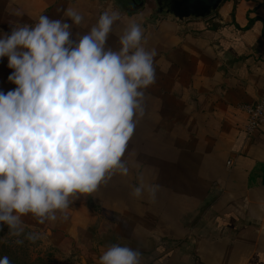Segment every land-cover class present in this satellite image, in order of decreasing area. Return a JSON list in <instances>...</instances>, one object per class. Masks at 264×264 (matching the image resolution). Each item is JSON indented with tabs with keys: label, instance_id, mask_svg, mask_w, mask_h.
Returning a JSON list of instances; mask_svg holds the SVG:
<instances>
[{
	"label": "crops",
	"instance_id": "0c3cea01",
	"mask_svg": "<svg viewBox=\"0 0 264 264\" xmlns=\"http://www.w3.org/2000/svg\"><path fill=\"white\" fill-rule=\"evenodd\" d=\"M160 16L187 29L161 49V127L135 130L144 154L127 182L38 227L52 264H98L112 244L138 249L140 264H264V125L247 133L241 108L264 99V0H225L208 20ZM140 177L159 186L154 202L130 195Z\"/></svg>",
	"mask_w": 264,
	"mask_h": 264
},
{
	"label": "clouds",
	"instance_id": "9594fccd",
	"mask_svg": "<svg viewBox=\"0 0 264 264\" xmlns=\"http://www.w3.org/2000/svg\"><path fill=\"white\" fill-rule=\"evenodd\" d=\"M83 20L69 7L63 18L41 14L34 24L0 31V60L7 58V80L15 85L0 90V231L16 237L25 233L24 217L40 224L67 219L76 198L130 171L125 154L145 115L157 52L145 46L135 20L109 45L120 20L115 11L73 34ZM158 190L140 177L130 195L154 202ZM140 258L138 249L112 244L98 264H140ZM0 264H11L8 256Z\"/></svg>",
	"mask_w": 264,
	"mask_h": 264
},
{
	"label": "rangeland",
	"instance_id": "374dc122",
	"mask_svg": "<svg viewBox=\"0 0 264 264\" xmlns=\"http://www.w3.org/2000/svg\"><path fill=\"white\" fill-rule=\"evenodd\" d=\"M74 8L77 10L83 17V23L79 26L73 28V34L86 33L90 27L96 23L97 18L105 10L115 11L119 14L120 20L114 26L113 34L109 36L108 43L109 45L116 46L117 34H119L122 29L131 21L135 20L140 23L145 36V46L149 49H155L157 55L154 60V66L156 69V79L155 83L145 90V115L143 119L137 124L136 130L142 126H148L149 129L157 131L161 127V119L159 117L161 111L160 98L162 96L163 84L162 80L165 75L164 71V62L161 49L176 48L181 46V39L177 36L178 32L187 31L186 28H176L177 26H172L164 24L165 18L157 17L156 22H153L152 15L156 9V3L154 0H147L146 7L136 14H126L120 12L114 2V0H0V31L10 33L12 26L24 25V24H34L41 14L48 15L53 19L63 18V10L67 8ZM59 10V11H58ZM161 21V22H158ZM180 34V33H179ZM166 53V58H167ZM11 69L7 67V58L0 60V90L8 91L15 87V85L8 82L7 77L11 73ZM145 124V125H144ZM160 133V132H159ZM135 135V134H134ZM160 137V136H159ZM138 137H132L128 144V149L125 154V159L127 161L131 160L135 164V156H137V161L139 158H142L143 152L139 150L134 152L136 144L139 145L137 141ZM134 140V142H133ZM144 143V142H143ZM140 149H143L140 147ZM130 171L135 174V168H130ZM120 176V175H114ZM132 176V175H131ZM112 177V178H113ZM130 177V172L127 177H122L124 181H128ZM110 181H113L112 179ZM85 195H81L74 200V203L77 202L79 205L78 211H80V204H82V198ZM92 201V207L96 209V204L94 200ZM90 201V203H91ZM107 215V214H106ZM120 215L114 216L112 219L113 222H118L121 218ZM107 218V217H106ZM25 226V236L22 238V241L25 242L28 239L26 238L27 234L34 233L39 234L40 238L33 241H30L29 250L32 252L34 257L38 255L46 257L48 260L53 261L54 253L48 247L41 248L43 244L42 240L46 235L45 230L43 232L39 230L38 227H44L49 223L46 221L44 224H39L31 216H26L23 218ZM43 225V226H42ZM8 230L7 228H5ZM9 233V232H8ZM16 237L8 234L7 238ZM26 243V242H25ZM41 251V252H40ZM43 252V253H42Z\"/></svg>",
	"mask_w": 264,
	"mask_h": 264
},
{
	"label": "water",
	"instance_id": "95a60500",
	"mask_svg": "<svg viewBox=\"0 0 264 264\" xmlns=\"http://www.w3.org/2000/svg\"><path fill=\"white\" fill-rule=\"evenodd\" d=\"M153 17L168 15L177 21L187 19L208 20L214 17L225 0H154ZM119 11L134 14L146 7L147 0H114Z\"/></svg>",
	"mask_w": 264,
	"mask_h": 264
},
{
	"label": "trees",
	"instance_id": "16d2710c",
	"mask_svg": "<svg viewBox=\"0 0 264 264\" xmlns=\"http://www.w3.org/2000/svg\"><path fill=\"white\" fill-rule=\"evenodd\" d=\"M5 228L0 231V257L8 256L11 264H51L46 257L33 256L29 250V240L25 241L26 243H17V240H22L25 234L7 238L9 233Z\"/></svg>",
	"mask_w": 264,
	"mask_h": 264
},
{
	"label": "built area",
	"instance_id": "2783aa9c",
	"mask_svg": "<svg viewBox=\"0 0 264 264\" xmlns=\"http://www.w3.org/2000/svg\"><path fill=\"white\" fill-rule=\"evenodd\" d=\"M241 108L247 114L246 131L253 134L264 125V99L255 103H244ZM232 163L233 160L228 161L229 165Z\"/></svg>",
	"mask_w": 264,
	"mask_h": 264
}]
</instances>
